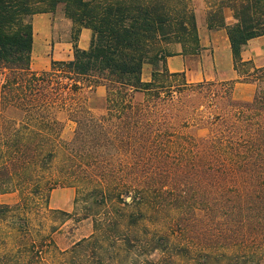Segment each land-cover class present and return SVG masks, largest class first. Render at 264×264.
Segmentation results:
<instances>
[{
    "label": "trees",
    "instance_id": "obj_1",
    "mask_svg": "<svg viewBox=\"0 0 264 264\" xmlns=\"http://www.w3.org/2000/svg\"><path fill=\"white\" fill-rule=\"evenodd\" d=\"M190 1L0 0V198L19 195L0 200V264H264V67L241 57L264 36V0H222L239 11L229 39L249 101L235 82L168 72L172 46L201 50ZM59 9L90 46L34 71L32 18ZM193 128L207 131L195 145ZM58 186L76 190L74 213L51 208Z\"/></svg>",
    "mask_w": 264,
    "mask_h": 264
},
{
    "label": "crops",
    "instance_id": "obj_2",
    "mask_svg": "<svg viewBox=\"0 0 264 264\" xmlns=\"http://www.w3.org/2000/svg\"><path fill=\"white\" fill-rule=\"evenodd\" d=\"M194 13L201 50L197 54H184L179 44L176 54L166 60L168 72L184 74L188 82L192 83L235 82L234 97L238 100H251L257 86L254 83L238 82L240 76L235 69L229 39V30L239 22V11L224 5L222 0H197ZM63 19L64 23L58 25L54 14L51 13L37 14L32 18L33 52L35 53V50L39 48L38 50L44 53L46 48H53V57L47 62L42 59L36 71L49 69L53 60L66 62L73 60V42L68 38L65 40L60 32L61 25H66L69 33L73 23L65 17ZM91 38L92 31L83 28L78 37V47L83 50L88 49ZM241 57L242 61L251 62L255 67H264V36L250 40L242 50ZM152 73V65L145 64L142 81L151 82ZM93 95L104 100L106 87L98 86Z\"/></svg>",
    "mask_w": 264,
    "mask_h": 264
},
{
    "label": "rangeland",
    "instance_id": "obj_3",
    "mask_svg": "<svg viewBox=\"0 0 264 264\" xmlns=\"http://www.w3.org/2000/svg\"><path fill=\"white\" fill-rule=\"evenodd\" d=\"M196 1L197 0L190 1V8L192 10H194L195 8ZM54 18H56V23L58 25L64 23V19H63L64 14L61 11V9L57 11V13L54 15ZM67 30L68 29L66 28V25H61L60 32L62 36L64 37V39L67 40L68 38L71 42L78 41L77 39L78 35L76 34V32H74L73 27L71 28L69 33L67 32ZM177 46L178 45L172 46L171 50L176 52ZM38 49H36L35 53L33 52L32 54V63H33L32 68L34 71H36V68L40 66L39 62L42 59H44L47 62L53 57L52 47L51 48L48 47L45 49L44 53L46 54H44L41 50H38ZM178 81L183 82V79L180 78V80ZM185 81L189 84H197V83L188 82L186 78H185ZM90 103L96 114L100 115L104 112L105 99L100 100L99 97H94V95L93 96L91 95ZM59 119L64 124V131H63L64 140L72 139L74 135V131H75V124L68 119L65 113H60ZM206 134H207L206 130L193 128L187 135V142L191 145H195L203 137H205ZM75 197H76V190L74 188L68 187V186H58L51 193L50 206L52 209L62 210L68 213H74L75 212V204H74ZM0 200L2 201V203L14 204L19 200V195L17 193L6 194V195L1 196ZM87 232H88L87 230H82L80 232H77L75 236H71L68 233H64V234H58L56 235V237H57V241L59 245L61 247H66L73 239L79 237L80 234L87 233Z\"/></svg>",
    "mask_w": 264,
    "mask_h": 264
}]
</instances>
